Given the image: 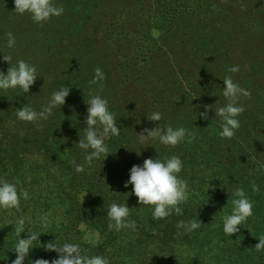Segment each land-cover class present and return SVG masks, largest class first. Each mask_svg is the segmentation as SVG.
<instances>
[{"label":"trees","instance_id":"obj_1","mask_svg":"<svg viewBox=\"0 0 264 264\" xmlns=\"http://www.w3.org/2000/svg\"><path fill=\"white\" fill-rule=\"evenodd\" d=\"M55 3L73 6L69 0H55ZM7 8L9 6L1 5L0 10ZM10 12L13 10L6 14ZM13 30L16 46L10 52L6 47L7 31L0 23V55L8 51L4 55H14V61L24 59L34 64L38 78L28 93L20 90L0 93V178L17 183L21 190L29 192L28 200L21 199L19 214L25 217L27 229L42 233L38 238L41 244L55 239L58 244L75 242L85 255H103L110 264H264V250L255 249L257 239L264 235V168L261 167L264 165V102L253 115L240 122L233 138L221 139L213 101L207 99L201 89L181 94L180 98L184 95L190 98L196 114L204 112L207 106L211 107L209 112L213 116L208 114L211 116L208 120L198 122L167 123L185 127L195 134L192 143L167 147L156 157H181L184 167L180 176L188 181L190 197L181 205L183 215L153 220L150 206L138 204L131 186L123 187L131 167L142 165L145 159L142 161L131 153L134 143L127 138V118L117 108L120 92H113L108 85L104 87L107 93L101 96L111 100L109 109L115 114L121 133L106 141L109 155L105 160L93 161L91 167L86 166L85 172L79 174L71 164L73 159L83 162V154L76 144L86 127L84 101L89 98V92L98 94L102 91L100 85L106 84L90 83L98 67V55L82 50L83 42L57 52L52 46L57 41L43 37L44 31L35 23H16ZM75 30V26H67L65 34ZM47 56L51 60L45 69L42 65ZM54 57L59 58V62L53 66H64L74 74H52L50 67ZM0 65L4 66L2 70H7L6 62L0 60ZM189 68V63L182 67L179 76L189 79ZM201 70L197 65L196 72ZM201 76L197 73L190 80L203 86L198 79ZM54 78L60 81L58 88L71 87L65 104L55 109L47 121L35 125L16 120L15 112L24 104L39 111L47 103L52 92L58 89H49ZM171 102L167 101L163 112L175 107ZM253 186H258L259 191H253ZM237 187L243 188L253 202L254 215L228 238L222 231V216L230 212L232 192ZM125 201L130 219L136 222V230L109 231L108 205ZM45 215L52 220L47 228L40 219ZM56 216L61 217L58 225ZM195 218L202 224L200 229L177 234L178 221ZM15 219L12 211L0 210V264H11L15 259L11 251L15 243L13 226L7 225ZM21 238H26V233H22ZM57 255L42 247L33 248L24 264L40 258L51 261Z\"/></svg>","mask_w":264,"mask_h":264},{"label":"rangeland","instance_id":"obj_2","mask_svg":"<svg viewBox=\"0 0 264 264\" xmlns=\"http://www.w3.org/2000/svg\"><path fill=\"white\" fill-rule=\"evenodd\" d=\"M69 2L73 6L66 5L62 16L35 24L44 31L43 37L57 41L52 44L57 52L83 42L82 50L98 55V67L106 76L100 82L106 84L100 85L102 91L98 95L107 93L108 89L104 88L107 85L113 92H120L117 108L127 118V138L134 143L131 153L140 160L156 159L157 153L167 148L158 143L141 145L136 142L135 133L155 126L145 117L152 111L162 113L161 125L198 122L201 119L195 113L190 98L187 95L180 98L183 93L201 89L215 107H221L226 99L219 86H222L226 75H231L234 82L251 92L250 98L241 97L239 100L245 108L239 117L240 122L263 105L264 0ZM1 5L9 6L0 10V23L7 33H14L16 23H34L28 14L14 13L13 0H0ZM9 10L13 12L6 14ZM70 25L76 27L75 32L65 34ZM102 52L104 55L101 57ZM50 56L43 62L45 69ZM58 62L59 58H52V74H74L64 66H53ZM188 63L191 67L187 73L189 79L182 78L180 69ZM197 65L202 72H196ZM234 65H239L240 71L229 73L228 68ZM3 67L0 65V71L6 73ZM211 67L216 70L211 71ZM197 73L202 74L198 79L203 86L190 80ZM59 82L54 78L49 89L56 90ZM169 100L175 107L163 112ZM208 114L213 116L212 112Z\"/></svg>","mask_w":264,"mask_h":264},{"label":"clouds","instance_id":"obj_3","mask_svg":"<svg viewBox=\"0 0 264 264\" xmlns=\"http://www.w3.org/2000/svg\"><path fill=\"white\" fill-rule=\"evenodd\" d=\"M14 13L18 15L28 14L34 23L47 22L51 18H58L64 14V7L57 6L55 0H13ZM8 49H14L16 38L12 32L6 33ZM0 60L6 62L9 67L6 73L0 71V93L9 90H20L28 93L35 83L37 68L34 64L24 59L13 62L11 54L0 55ZM229 73H238L239 65L228 68ZM106 79L105 73L99 67L94 69V76L90 81L96 85ZM222 96L226 103L216 109L214 119L219 120L221 139H231L240 128V115L245 111L239 103L241 97L250 98L251 92L234 82L231 75H226L222 80ZM68 86H61L52 92L47 103L35 110L32 105L24 104L16 110L15 118L18 121L37 124L47 121L55 109L61 108L70 94ZM89 98L84 101L87 105V115L84 121L79 142L76 144L83 154V162L78 163L76 159L71 160L75 173H84L86 166L91 167L93 161L100 160L109 155V147L106 141L118 137L121 130L117 126L115 114L109 109V101L101 95L89 92ZM211 107H205V111L199 113V117L208 120V112ZM147 121L153 122L154 127L145 128L140 133H135L136 142L141 145L158 143L166 147H176L182 143H192L195 134L185 127H173L170 124H160L163 119L160 111H152L145 116ZM213 119V120H214ZM139 123V121L137 122ZM103 160V161H104ZM184 162L179 155H171L163 159L148 158L142 165H134L128 173V180L123 184L124 188L131 186L132 194L137 198L140 205L150 206L153 220H164L173 214L183 215L181 205L185 204L190 197L188 181L180 176ZM264 168V165L261 166ZM253 191H259L258 186H253ZM29 192L21 190L17 183L0 178V210L12 211L16 216L13 226L15 243L12 250L15 259L11 264H24L33 248H43L48 252L57 253V258L51 261L47 259H36L30 264H110L107 257L103 255H85L80 245L75 242L65 241L58 244L56 239L45 244L39 242L41 232H34L25 227V217L20 213L21 199L28 200ZM231 210L222 216V231L229 238L236 234L241 225L246 224L248 219L254 215L253 202L247 196L245 190L237 187L232 192ZM41 224L47 228L52 223L48 215L42 216ZM55 223H60L61 217L56 216ZM109 231H121L123 229L136 230V222L130 219V209L124 203L112 202L108 205L106 212ZM202 227L201 222L195 218L191 220H180L176 224L177 234L192 233ZM26 233V238L21 234ZM255 246L257 251L264 250V235L260 236Z\"/></svg>","mask_w":264,"mask_h":264}]
</instances>
